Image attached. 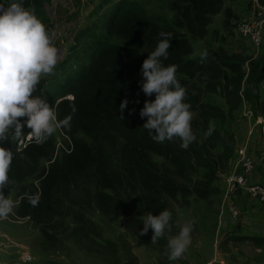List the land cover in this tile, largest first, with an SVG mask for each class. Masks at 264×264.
<instances>
[{
    "label": "trees",
    "instance_id": "1",
    "mask_svg": "<svg viewBox=\"0 0 264 264\" xmlns=\"http://www.w3.org/2000/svg\"><path fill=\"white\" fill-rule=\"evenodd\" d=\"M7 2L0 0V3ZM32 4L38 6L42 1L23 0V6L27 9ZM222 6L223 0L170 2L178 24L191 37H202L210 16L218 13ZM237 16L238 13L231 8L226 11V19L229 22L231 19L233 27ZM160 32L171 34L168 56L161 59L164 65H176L175 75L181 86H187L190 78L203 75L209 78L208 90L224 97L230 107L229 112L245 98L254 114L263 116L256 107V99L259 98V85L264 84V54L260 55L263 59L259 60L251 57L240 59L239 56H225L222 50H205L207 56L203 60L201 55L189 58L187 56L193 53V47L186 35L172 26L159 25L138 2L120 0L111 7L104 34H98L103 43L98 44L88 65L52 90H45L37 84L33 93L43 96L50 103L56 111L57 120L71 115L70 127L60 128L70 140L69 152L59 156L53 154L51 135L43 143L32 142L17 151L16 139L30 132L26 127L20 135L8 133L7 139L0 142V149L11 154L7 171L9 181L0 189V196L6 197L11 182L19 184L16 210L19 217H29L38 226L45 224L54 216L55 195L76 186L86 175L94 180L96 206L103 214L110 213L108 201L112 200V196L107 190L112 189L113 182L121 185V178L109 173L105 152L107 146L117 147L123 164L124 181L129 184L128 187H132V193L125 198L128 209L124 225L127 228H141L146 212L156 215L157 211L165 208L164 196L178 199L180 195L185 204L189 196L206 200L220 191V187L213 183L217 179L216 170H223L228 165L234 149L232 152L224 144L222 148H226L217 154L218 157L210 160L202 153L196 139L185 149L179 147V140L176 139L162 143L153 141L142 127L146 117L139 115V109L145 100L154 99L155 94L145 96L142 92L140 68L143 59L160 39ZM106 38L119 39L122 43H109L104 41ZM245 61L247 72L242 69ZM243 79L246 88L242 90L244 96H241L239 90ZM187 94L190 97V93ZM67 95L71 98H66ZM121 100L127 101L123 110L118 107ZM192 109L205 119L206 124L210 118L224 115L217 106L204 104L199 97L190 103ZM207 129V125L204 126L203 135ZM196 138L203 140L200 136ZM216 158L219 162H216ZM41 159H47L49 165L39 170ZM192 165L196 167L195 175L198 177L192 185L181 184L176 176H172L178 175L191 181L189 172ZM198 168H206L203 176L197 172ZM27 177H35L38 184L25 186L23 182ZM32 200L36 203H31ZM138 215L142 218H137Z\"/></svg>",
    "mask_w": 264,
    "mask_h": 264
},
{
    "label": "rangeland",
    "instance_id": "2",
    "mask_svg": "<svg viewBox=\"0 0 264 264\" xmlns=\"http://www.w3.org/2000/svg\"><path fill=\"white\" fill-rule=\"evenodd\" d=\"M40 1H42L41 5L32 4L28 9L45 26L53 45L59 50V61L54 73L42 76L38 84L45 90H52L60 82L74 76L88 65L98 44L103 43L98 34H104L111 7L120 0ZM133 1L141 4L145 12L159 25L172 26L177 28L179 33L187 36L193 47V53L187 56L189 58L197 57L205 50H222L226 53L225 56H239L240 59L251 57L259 60L264 57L260 56L264 54V46L259 49V53H254L249 41L237 37L233 32L231 19L230 22L226 19V11L229 8L239 14L235 20L242 18L243 12L250 11L247 13L250 16L256 8L255 1L259 6H263L262 0H223L222 9L210 16L206 33L202 37H191L186 29L178 24L175 12L170 7L171 0ZM104 41L122 43L121 40L114 38H106ZM247 67L245 61L242 69L247 72ZM245 77L246 75L244 79ZM244 79L239 90L241 96L244 94L242 90L246 88ZM208 82V77L197 75L189 79L187 86L182 87L186 93L185 102L189 105L199 97L204 104L217 106L224 114L223 117L210 118L206 124L205 119L198 116L193 109L190 110L192 131L195 137L203 138V140L196 138V143L201 147L205 157L211 160L213 157H218L226 148L225 146L222 148L224 144L233 152V149L235 151L245 138L249 121L243 115V111L249 103L243 98L240 105L229 112L230 107L224 97L208 90ZM258 88L260 91L259 98L256 99V107L259 113L263 114L264 120L262 112L264 84L259 85ZM188 92L190 97H187ZM66 98L71 96L67 95ZM54 112L56 115L55 110ZM19 119L23 120V118ZM206 125L208 128L212 127L213 131L204 138L203 129ZM257 136L261 148L257 149L255 156L251 154L255 168L247 178L251 183L264 186V132L259 131ZM51 137L54 141L53 154L59 156L69 152L67 148L70 146V140L60 128L55 129ZM208 138L210 139L207 140ZM254 140L255 138L252 139L253 142ZM105 152L110 167L109 173L121 178V185L113 182L112 189L107 190L112 196V200L108 201L110 204L108 214H103L96 206L94 180L86 175L76 186L58 190V194L54 197V216L45 224L38 226L29 217L18 216L16 210L19 201L17 196L19 184L10 183L5 198L12 202V209L0 217V264H264V203L253 202L246 192L238 191L232 195L230 202L242 214L240 220L238 219L239 222L234 225L236 220H230L226 212L220 219L221 225L218 224L219 216H216V213L226 211L225 204L222 203L221 189L225 184L223 179L228 165L223 170H216L217 179L213 183L220 187V193H215L206 200L192 195L187 197V203L184 204L180 195L178 199L163 197L165 208L172 214L170 223L173 226L170 231L166 230L165 235L156 243H152L151 230L141 234L140 229L143 226L127 228L124 225L127 218L125 212L128 209L125 198L128 193H132V187H128L129 184L124 181L123 164L117 147L107 146ZM153 157L160 161L158 157ZM216 162L219 160L217 159ZM48 163L47 159H41L39 170L46 168ZM195 168L192 165L189 172L191 181L178 175L172 176H176L181 184L192 185L198 178L195 175ZM197 170L200 176L206 172V168ZM111 174L109 175L112 176ZM23 184L29 187L36 186L38 180L35 177H27ZM137 218L142 217L138 215ZM249 219L252 223L262 224L255 228L260 233H256L257 231L241 233L236 230L240 228L238 223L251 225ZM187 221L193 222L191 242L181 258L170 261L166 247L167 238L178 231V225ZM225 221L228 222L224 223ZM223 227L225 230L222 229ZM234 232L239 234L228 235ZM24 255L29 259L25 260Z\"/></svg>",
    "mask_w": 264,
    "mask_h": 264
},
{
    "label": "clouds",
    "instance_id": "3",
    "mask_svg": "<svg viewBox=\"0 0 264 264\" xmlns=\"http://www.w3.org/2000/svg\"><path fill=\"white\" fill-rule=\"evenodd\" d=\"M159 37L154 49L141 63L140 88L145 96L155 95L154 99L144 101L139 115L146 117L142 127L153 141L162 143L176 139L179 147L186 149L196 139L190 123L192 112L184 99L185 89L176 78V65L162 63L161 58L168 56L171 34L160 32ZM200 55L203 60L207 52ZM58 61L59 50L43 23L23 6V0L0 3V142L7 139L8 133L20 135L26 127L34 142L40 144L55 129L70 127V114L57 120L50 103L41 95H33L41 77L53 74ZM126 106L127 101L121 100L118 107L123 110ZM212 131L209 127L204 135H210ZM10 163L11 154L0 149V189L8 184ZM11 209L12 202L0 196V217ZM171 219L172 214L166 208L156 215L146 212L140 233L151 229L150 241L156 243L166 230H171ZM192 228L193 222L187 221L178 225V231L167 238L170 261L182 257L191 242Z\"/></svg>",
    "mask_w": 264,
    "mask_h": 264
},
{
    "label": "built area",
    "instance_id": "4",
    "mask_svg": "<svg viewBox=\"0 0 264 264\" xmlns=\"http://www.w3.org/2000/svg\"><path fill=\"white\" fill-rule=\"evenodd\" d=\"M254 4L256 8H254L250 16L247 14L250 11L247 13L243 12L241 14L242 18L234 20L233 32H235L237 37L249 41L254 48V53H259V49L264 46V5L259 6L256 1ZM243 115L249 121L248 130L245 138L238 144L228 163L225 178H222L225 184L221 189V196L226 211L218 212V222H220V219L226 212L230 220L234 221L241 218L242 214H240V211L237 210L236 206V208L233 207L231 205L232 202H230L232 195L238 191L246 192L253 202L259 201V203H264V186L259 183H251L247 178V175L255 168L254 161L247 152L248 146L253 143L252 139L257 134L254 129L255 127L261 125V132L264 131V120L262 116L255 117L249 105L244 108ZM31 142H34V140L31 138L30 132H28L16 140V150L20 151L24 149ZM24 258L25 260L29 259L27 255H24Z\"/></svg>",
    "mask_w": 264,
    "mask_h": 264
},
{
    "label": "crops",
    "instance_id": "5",
    "mask_svg": "<svg viewBox=\"0 0 264 264\" xmlns=\"http://www.w3.org/2000/svg\"><path fill=\"white\" fill-rule=\"evenodd\" d=\"M255 130H256V136H255V140H254V142L253 143H251V144H249V146H248V155L251 157V154H253L254 156H255V153H257V149L259 150L260 148H261V144L259 143L258 144V142H259V137L257 136L258 135V133H259V131L261 132V130H262V126L261 125H259V126H257V127H255L254 128ZM264 132V131H263ZM255 141H257L256 143H255ZM252 152V153H251ZM254 182H256V181H254ZM218 212V211H217ZM253 213H254V211H253ZM216 216H217V213H216ZM252 216V215H251ZM240 220V219H239ZM239 220H236L235 222H234V225H235V223L236 222H239ZM250 220V219H249ZM226 222H228V221H225L224 223H226ZM230 223V222H229ZM218 224H220L221 225V221L220 222H218ZM230 224H232V223H230ZM250 224L251 225H248V224H246V223H238V225H240V228H236V230L237 231H241V233L242 232H247V233H249V232H255V231H257L256 233H260L257 229H255L258 225H262L261 223L259 224L258 222H253L252 223V221L250 220ZM225 225V224H224ZM242 228V229H241ZM223 230H225V228L223 227L222 228ZM222 231V230H221ZM263 232V231H262ZM237 234H239V232H234V233H230V234H228V235H233V236H236ZM250 234H252V233H250ZM216 239H217V236H216ZM248 259V258H247Z\"/></svg>",
    "mask_w": 264,
    "mask_h": 264
}]
</instances>
